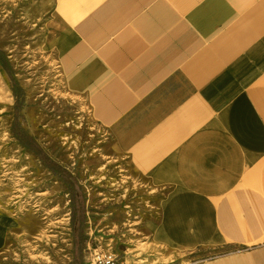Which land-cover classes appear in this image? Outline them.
<instances>
[{
  "label": "crops",
  "instance_id": "1",
  "mask_svg": "<svg viewBox=\"0 0 264 264\" xmlns=\"http://www.w3.org/2000/svg\"><path fill=\"white\" fill-rule=\"evenodd\" d=\"M68 93L162 199L158 230L206 264H264V209L235 190L264 151V0H54ZM254 182L264 203V163ZM8 219L0 214V250Z\"/></svg>",
  "mask_w": 264,
  "mask_h": 264
},
{
  "label": "rangeland",
  "instance_id": "2",
  "mask_svg": "<svg viewBox=\"0 0 264 264\" xmlns=\"http://www.w3.org/2000/svg\"><path fill=\"white\" fill-rule=\"evenodd\" d=\"M53 2L0 0V264H206L224 249L164 241L167 190L116 149L87 98L66 91ZM263 163L264 151L249 150L235 187L258 213Z\"/></svg>",
  "mask_w": 264,
  "mask_h": 264
},
{
  "label": "trees",
  "instance_id": "3",
  "mask_svg": "<svg viewBox=\"0 0 264 264\" xmlns=\"http://www.w3.org/2000/svg\"><path fill=\"white\" fill-rule=\"evenodd\" d=\"M0 62L1 63H3L1 60H0ZM15 96L17 97L18 95H17V93L15 94ZM69 176L68 175H66V178H68ZM71 180V179H70ZM72 183H74L73 181H72Z\"/></svg>",
  "mask_w": 264,
  "mask_h": 264
},
{
  "label": "built area",
  "instance_id": "4",
  "mask_svg": "<svg viewBox=\"0 0 264 264\" xmlns=\"http://www.w3.org/2000/svg\"><path fill=\"white\" fill-rule=\"evenodd\" d=\"M107 262H109V260H107Z\"/></svg>",
  "mask_w": 264,
  "mask_h": 264
}]
</instances>
